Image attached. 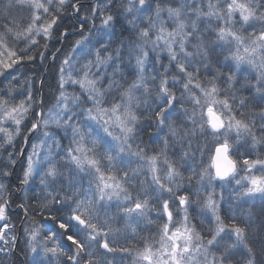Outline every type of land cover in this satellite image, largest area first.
Segmentation results:
<instances>
[{"label": "snow or ice", "instance_id": "snow-or-ice-1", "mask_svg": "<svg viewBox=\"0 0 264 264\" xmlns=\"http://www.w3.org/2000/svg\"><path fill=\"white\" fill-rule=\"evenodd\" d=\"M77 35L45 112L21 69L46 53L55 61L63 49L49 42ZM0 78V177L24 154L17 137L37 132L17 191L44 166L39 191L16 205L19 223L0 182V264H264V220L249 211L225 223L223 193L207 191L234 181L237 199L264 201V0H0ZM161 133L152 154L138 142ZM205 152L206 165L189 163ZM126 157L141 163L126 168ZM191 213H210L211 227L198 229ZM41 219L55 227L42 234ZM153 225L139 247L119 243Z\"/></svg>", "mask_w": 264, "mask_h": 264}, {"label": "rangeland", "instance_id": "rangeland-1", "mask_svg": "<svg viewBox=\"0 0 264 264\" xmlns=\"http://www.w3.org/2000/svg\"><path fill=\"white\" fill-rule=\"evenodd\" d=\"M120 29V25H117V31H119ZM85 34H87V28H85ZM80 39V37L78 38ZM68 52V51H67ZM66 52V53H67ZM65 53V54H66ZM64 54V55H65ZM64 55L61 57V59L59 60V64L60 61L64 58ZM77 59H80V54L77 53ZM165 63H167V61L165 60ZM29 68H23L21 69L23 75H21V81L23 82V79L25 76L28 77H32V64L29 65ZM59 66V65H58ZM58 70V69H57ZM245 75L249 76V78H251L252 76H255L256 73L253 70H249V72L245 73ZM2 79V78H0ZM253 83H255V81H253ZM37 86H39L38 89H41V84L40 81H38L37 83L34 80V83L32 85V90L35 93V89L37 88ZM57 86V85H56ZM20 88V86H18V89ZM79 91L77 86H73V85H66L65 86V90L68 93H72L73 90ZM56 94L55 97L58 95V88L55 90ZM246 95H248V93H245ZM22 98V97H20ZM257 103H259V99L257 98ZM55 103V98L52 101V103H50L48 105V103H45V107H44V111L47 112L48 108L51 107L53 104ZM32 117H29L28 120L25 121L26 124H28V126L30 127V121H31ZM53 131H55V138L60 142V144L62 145V147L67 146L69 143L68 138L64 135V133L60 130H56L55 126L53 125ZM103 135V133H101ZM70 135V134H69ZM37 137H41L42 135L40 132H37L35 134H33L32 136L29 137L28 142L25 144L23 139L21 137H17L16 139V150L17 153L19 151V149L22 147L24 149V154L21 155H15V159L17 160V163L10 167L8 170L12 172V175L9 177H14L12 178V180H16V184H19V178L22 176V168L26 165V158L27 155H29L32 151V144L33 143H38ZM147 138V137H146ZM149 139H151L150 137L147 138V142L149 143ZM141 142V141H138ZM48 145H52V139H47L46 144L38 149L39 152V159H43L46 155H48ZM144 146V145H142ZM8 151H13L12 148H9ZM57 150L55 148H53V153H55ZM241 152H244L243 149H241ZM149 154H151V152H148ZM0 159H2L4 161V163H0V168L4 167V164L7 163V153H3L2 156H0ZM129 158L126 157L125 160V165L124 167H130V168H136L138 166V164H140V161H137L135 157L130 158L131 159V164L129 165L127 163V160ZM43 165L41 164H37L36 165V174L34 175L33 179L30 181L29 186L26 189V192H21V191H17V185H15L16 187H14L13 189H11V193H10V199H12V196L14 195L13 192H15V195L18 196V200L21 202V200L25 197V195L31 197L34 195L35 192H38L40 189V177L43 174ZM116 174L117 175H122L123 173L121 171H119L120 169V164L119 162H117L116 164ZM185 174L187 175L188 173L185 172ZM241 175H243V173H241ZM8 178V177H7ZM7 178L4 177H0V182L5 183L6 185H8L7 183ZM141 179H143V176L140 177ZM239 178V177H238ZM15 184V183H13ZM193 184H195V180L193 181ZM215 192V197L217 199H219L220 194L223 193L224 199L220 202V214L221 216L224 218L225 223H230V217H232L233 215H235L237 222L238 221H244L246 219L247 213L249 211H251L253 213V217L252 219L255 221V218L257 219L258 214H262L264 216V201H261L259 194L256 195L255 199L253 198H243V199H237V193L240 191V186H237L235 184L234 181L229 182H213V186L212 187H207V191L211 192L213 191ZM201 193L204 194V190L201 189ZM19 202V203H20ZM18 203V204H19ZM17 205V204H16ZM262 209V210H261ZM19 209L17 207H13L12 206V210H11V218L14 222L19 223L16 219H15V215L18 213ZM111 212H115V208L110 209ZM193 219H192V223L196 224V226L198 228L201 229L202 227V222H203V229H207L208 227H211V225L209 224V220L211 219V214L207 213L205 215L202 216H197L196 213H191ZM240 219V220H239ZM44 227L42 228V234L44 232H47L49 228L55 227V225L53 226L51 222L49 221H44L43 222ZM135 227V225H133ZM113 227H120L123 229V224H116L113 225ZM141 228H144V225L141 224L140 225ZM73 231V229H72ZM130 232V237L133 239H125L124 236H121V238L119 239V243L121 244H126L129 247H133L135 248V244L140 241V237L141 236H148L151 234H154L156 232V227L155 225L151 226V230H147L145 229L144 231H140V228L137 229V233L133 235V233L129 230L126 234V236L129 234ZM138 240V241H137ZM61 243L65 246V248L68 245L67 241H61ZM20 247H23V241L21 240L20 243ZM139 247V246H138ZM22 257V256H21ZM23 259V257L21 258ZM55 264V262H54ZM124 264H131V260L130 258H127L124 260Z\"/></svg>", "mask_w": 264, "mask_h": 264}, {"label": "trees", "instance_id": "trees-1", "mask_svg": "<svg viewBox=\"0 0 264 264\" xmlns=\"http://www.w3.org/2000/svg\"><path fill=\"white\" fill-rule=\"evenodd\" d=\"M85 2H87V0H85ZM68 22L69 21H67V20L65 21V23H68ZM78 38H79L78 35L77 36H70L68 38V40L66 42H63V43L57 42L56 40L50 41L49 42V52L55 51L57 48H62L63 49V51L59 54L58 58L55 61H53L51 59L50 54L49 53H46L45 54L46 55V59L44 60L43 63H41L40 60H39V58H38L37 61L34 64H32L33 65L32 66V70H33L32 76H33V79L35 80V82L37 83L38 81H40V79H43L44 80V84H43V86H41V92L40 93H37V89L39 88V86H37V88L35 89V91H36L35 93H37V95L42 94L45 103L46 104L48 103V105L50 103H52V101L55 98V94H56V91L55 90L57 89V86L56 85H57V71H58L57 69H58V65H59L58 62L61 59V57L67 51H69L72 42L75 41V40H77ZM24 67L25 68H29L30 66L29 65H25ZM162 136H163L162 133L159 136L156 135V134H153L152 136H148V135L142 136L141 142H142V145H144L143 147H145V149H146L147 152H151V154L154 153L161 146ZM146 137L147 138H149V137L151 138V139H149V143L147 142V138ZM201 143H203V141H201ZM210 147H211V145L209 144V148ZM208 162H209V159H208V153L207 152H205L202 161H201L200 153H197L196 154V159H195L194 162L193 161H189V163H194V166L197 169H199L203 165H206ZM14 177H8L7 178L8 179L7 180L8 187L10 189H13L14 187H16L15 185H17V187L19 185V184H16V180H12V178H14ZM13 183H15V184H13ZM13 194L14 195L12 196V199H11L13 201V205L12 206L13 207H16V204H18L20 201L18 200V196L15 195V192H13ZM16 217L17 218H20L21 217L20 210L16 214ZM38 219H40V218L38 217ZM236 220H238V219H236ZM262 220H264V216L262 214H258L257 219L255 218V223L257 225H259ZM44 221H46V220H42L41 219L40 220V223L43 225V222ZM242 222L241 221H238V223H242ZM198 229H200V228H198ZM68 231H69V233H71L72 232V228H69ZM130 235L131 234L129 232V234L126 236L125 239H128V238L129 239H133V238L130 237ZM140 244H141V240L138 241L135 244V247L140 246ZM21 258L22 257H20L19 259H21Z\"/></svg>", "mask_w": 264, "mask_h": 264}, {"label": "bare ground", "instance_id": "bare-ground-1", "mask_svg": "<svg viewBox=\"0 0 264 264\" xmlns=\"http://www.w3.org/2000/svg\"><path fill=\"white\" fill-rule=\"evenodd\" d=\"M15 219L19 222V220L21 219V217L20 218H17L16 215H15Z\"/></svg>", "mask_w": 264, "mask_h": 264}, {"label": "water", "instance_id": "water-1", "mask_svg": "<svg viewBox=\"0 0 264 264\" xmlns=\"http://www.w3.org/2000/svg\"><path fill=\"white\" fill-rule=\"evenodd\" d=\"M217 182H220V181H217Z\"/></svg>", "mask_w": 264, "mask_h": 264}]
</instances>
